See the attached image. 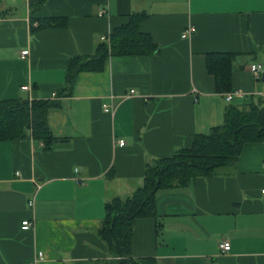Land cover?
<instances>
[{"label":"crops","instance_id":"crops-1","mask_svg":"<svg viewBox=\"0 0 264 264\" xmlns=\"http://www.w3.org/2000/svg\"><path fill=\"white\" fill-rule=\"evenodd\" d=\"M142 12L141 30L159 50L110 56L103 71L80 73L72 94L63 95L68 61L93 56L101 43L111 50L114 29ZM1 14L0 100L57 103L47 122L58 142L46 150L30 132L0 142V264H32L39 252L45 257L37 264L111 260L98 235L105 204L140 188L148 164L223 123L230 103L216 92L208 53L237 54L233 90L246 96L232 103L264 99V80L249 70L264 68V0H48L35 14L29 0H0ZM44 18L67 25L32 32ZM191 25L195 34L183 38ZM263 190L264 143L246 144L235 166L160 191L158 219L134 224L133 256L157 264H264ZM27 220L33 225L24 230ZM224 241L231 243L226 253Z\"/></svg>","mask_w":264,"mask_h":264},{"label":"trees","instance_id":"trees-1","mask_svg":"<svg viewBox=\"0 0 264 264\" xmlns=\"http://www.w3.org/2000/svg\"><path fill=\"white\" fill-rule=\"evenodd\" d=\"M48 0H29L30 10L37 13ZM3 15L1 14L0 17ZM146 12L133 13L128 22L114 29L111 50L101 43L93 56H77L68 61L66 87L69 96L77 76L82 72H101L110 56H151L159 49L152 36L141 30ZM40 29L65 27L66 18L38 19ZM35 19H33V22ZM237 54L211 52L206 55V68L214 78L216 92L233 91L234 62ZM57 103L24 99L0 100V142L32 138L51 150L58 142L48 122L47 114ZM264 143V99L258 97L246 105L230 103L223 123L208 133L197 134L190 147L177 150L148 164L143 185L126 198L116 197L105 204L103 226L98 231L111 260L105 264H157L154 258H135L132 253L134 224L140 218L158 219L157 194L163 190L189 186L194 180L215 175L218 170L235 166L246 144Z\"/></svg>","mask_w":264,"mask_h":264},{"label":"built area","instance_id":"built-area-1","mask_svg":"<svg viewBox=\"0 0 264 264\" xmlns=\"http://www.w3.org/2000/svg\"><path fill=\"white\" fill-rule=\"evenodd\" d=\"M195 32H196L195 26L191 25L184 31L182 37L183 38L191 37V36H193L195 34ZM110 37H111V34H108V35L102 36L101 39L103 41H109ZM28 54H29L28 50L22 52L23 56H26ZM249 70L254 75L256 80L261 81L263 79L264 68H263V66L261 64H252V65H250ZM134 93H135V91L132 90L131 93H130V96L134 95ZM245 96H246V93H244L241 90H233L231 92H227V93L224 94L225 100L228 103H232L236 99L243 98ZM103 109L107 113H113L114 110H115L113 104H108V103H105L103 105ZM119 145L120 146H124L125 145V141L124 140H120L119 141ZM76 179H77V181L82 182V179H80L78 176L76 177ZM262 193L264 194V190L262 191ZM34 204H35L34 201L30 202V206H33ZM32 225H33V223L30 220H27V221L23 222L22 228L24 230H28V229H30L32 227ZM221 249H222V251L224 253L229 252L231 250V243L229 241H224L223 243H221ZM44 257H45V254L43 252H39L38 256H37L38 259L34 260V262L32 264H37V262L39 260H41V259H44Z\"/></svg>","mask_w":264,"mask_h":264},{"label":"water","instance_id":"water-1","mask_svg":"<svg viewBox=\"0 0 264 264\" xmlns=\"http://www.w3.org/2000/svg\"><path fill=\"white\" fill-rule=\"evenodd\" d=\"M263 80H264V75H263ZM25 103H27L28 101L27 100H24Z\"/></svg>","mask_w":264,"mask_h":264}]
</instances>
